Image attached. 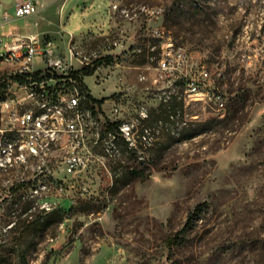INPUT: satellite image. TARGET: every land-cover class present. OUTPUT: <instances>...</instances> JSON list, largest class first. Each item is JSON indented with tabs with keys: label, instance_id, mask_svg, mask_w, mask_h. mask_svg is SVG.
Here are the masks:
<instances>
[{
	"label": "rangeland",
	"instance_id": "obj_1",
	"mask_svg": "<svg viewBox=\"0 0 264 264\" xmlns=\"http://www.w3.org/2000/svg\"><path fill=\"white\" fill-rule=\"evenodd\" d=\"M106 1L108 32L77 31L61 8L43 38L64 53L71 42L76 56L98 63L85 83L105 98L91 104L118 132L121 154L93 157L63 188L48 190L45 210L26 204L31 189L21 180L28 173L1 171L0 264H264V0ZM114 3L161 11L129 20ZM149 23L166 27L193 68L208 66L225 93L223 116L210 105L178 101L187 122L177 124L160 90L138 79L139 67L158 58L151 57L160 40L149 36ZM16 69L0 66V107L20 92ZM127 120L137 122L134 143L117 131Z\"/></svg>",
	"mask_w": 264,
	"mask_h": 264
},
{
	"label": "built area",
	"instance_id": "obj_2",
	"mask_svg": "<svg viewBox=\"0 0 264 264\" xmlns=\"http://www.w3.org/2000/svg\"><path fill=\"white\" fill-rule=\"evenodd\" d=\"M112 8L129 20L142 12L154 17L161 11L156 6L119 3ZM38 11L36 0H17L14 5L17 17ZM5 19H9V14H5ZM147 32L160 40L157 56H151L158 58L155 64L148 62L139 67L143 71L138 79L149 80L160 90L159 97L172 121L187 122L186 113L175 106L178 101L184 107L195 103L210 105L223 116L225 93L208 66L200 64L193 68L189 52L175 43L165 26L149 23ZM6 56H13V66L17 57L31 56V65L16 69L15 73L24 79L23 83L17 82L20 92L5 99L4 107H0V143H7V152H0V172L28 173L21 182L31 189V208L39 205L45 210L51 204L46 198L48 190L63 188L89 166L93 157L103 161L106 154H121L118 132L98 118L96 109L88 102L76 72L93 62L76 56L71 42L64 53L52 39H43L36 33H16L0 46V61ZM141 114L148 117L145 110ZM136 123L127 120L118 125L117 131L130 143L135 140ZM94 147H100L103 154L97 155Z\"/></svg>",
	"mask_w": 264,
	"mask_h": 264
},
{
	"label": "crops",
	"instance_id": "obj_3",
	"mask_svg": "<svg viewBox=\"0 0 264 264\" xmlns=\"http://www.w3.org/2000/svg\"><path fill=\"white\" fill-rule=\"evenodd\" d=\"M8 2L6 4L2 2L0 6V46L9 42L12 35L16 33L23 35L36 33L46 37L48 23L56 21L58 23L61 8L63 9V18L66 17L69 22L76 21L77 31L98 26L108 32L110 27L106 0H93L89 5L81 8L79 7L80 0H66L63 7L57 4L40 5L37 14L25 17H17L14 12L15 3H11V0ZM40 2L42 1L40 0ZM5 14H9V19H5ZM65 28L67 29V26Z\"/></svg>",
	"mask_w": 264,
	"mask_h": 264
},
{
	"label": "trees",
	"instance_id": "obj_4",
	"mask_svg": "<svg viewBox=\"0 0 264 264\" xmlns=\"http://www.w3.org/2000/svg\"><path fill=\"white\" fill-rule=\"evenodd\" d=\"M106 58L108 60H110L112 58V56H106ZM98 61V60H96ZM98 65V63L96 62V64L94 66L92 65H88V66H85L83 67L80 71H77L76 72V76L82 81V86H83V89L85 90L86 94H87V98H88V102L91 104V103H96L98 105H102L105 101V98H102V99H98L96 98L92 93H91V90L90 88L88 87V85L83 82V78L86 76V75H92L94 72H95V69H96V66ZM81 74H80V73ZM92 105V108L95 109V106L93 104ZM114 124V123H113ZM28 202V201H27ZM30 203V204H28ZM28 203H26L27 205H30V207L32 206V203L29 201ZM197 209V208H196ZM199 209V207H198ZM33 218V217H32ZM193 218V213L190 214L189 218H188V221L187 223L184 225V227L178 231V235L182 234V233H185L187 228L190 226V222H191V219ZM31 220L28 219V223H30ZM2 250H5L4 246L3 245H0V251ZM26 253L23 254V257L26 259Z\"/></svg>",
	"mask_w": 264,
	"mask_h": 264
},
{
	"label": "bare ground",
	"instance_id": "obj_5",
	"mask_svg": "<svg viewBox=\"0 0 264 264\" xmlns=\"http://www.w3.org/2000/svg\"><path fill=\"white\" fill-rule=\"evenodd\" d=\"M2 64H13V56H6L0 61V66ZM15 65L19 69L28 68L31 65V56L17 57ZM4 107V104L2 105ZM0 152H7V143H0Z\"/></svg>",
	"mask_w": 264,
	"mask_h": 264
}]
</instances>
